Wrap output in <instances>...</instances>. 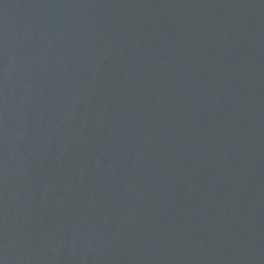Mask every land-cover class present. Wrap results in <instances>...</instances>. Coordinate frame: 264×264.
<instances>
[{
	"label": "water",
	"instance_id": "95a60500",
	"mask_svg": "<svg viewBox=\"0 0 264 264\" xmlns=\"http://www.w3.org/2000/svg\"><path fill=\"white\" fill-rule=\"evenodd\" d=\"M0 264H264V0H0Z\"/></svg>",
	"mask_w": 264,
	"mask_h": 264
}]
</instances>
